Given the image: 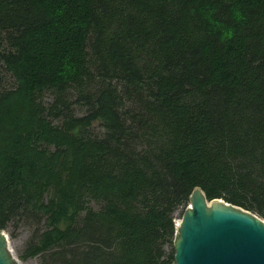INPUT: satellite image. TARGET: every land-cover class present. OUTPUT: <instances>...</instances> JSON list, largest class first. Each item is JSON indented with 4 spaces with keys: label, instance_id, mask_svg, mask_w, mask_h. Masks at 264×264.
I'll list each match as a JSON object with an SVG mask.
<instances>
[{
    "label": "trees",
    "instance_id": "trees-1",
    "mask_svg": "<svg viewBox=\"0 0 264 264\" xmlns=\"http://www.w3.org/2000/svg\"><path fill=\"white\" fill-rule=\"evenodd\" d=\"M196 187L264 219V0H0V231L36 224L21 260L175 264Z\"/></svg>",
    "mask_w": 264,
    "mask_h": 264
},
{
    "label": "water",
    "instance_id": "water-1",
    "mask_svg": "<svg viewBox=\"0 0 264 264\" xmlns=\"http://www.w3.org/2000/svg\"><path fill=\"white\" fill-rule=\"evenodd\" d=\"M175 264H264V219L196 187L176 221ZM0 264H20L0 231Z\"/></svg>",
    "mask_w": 264,
    "mask_h": 264
},
{
    "label": "rangeland",
    "instance_id": "rangeland-1",
    "mask_svg": "<svg viewBox=\"0 0 264 264\" xmlns=\"http://www.w3.org/2000/svg\"><path fill=\"white\" fill-rule=\"evenodd\" d=\"M13 80L5 73L2 75L1 79V85L4 86H11ZM47 98H49V94H46ZM94 132H99L100 128L96 124L93 128ZM91 206H96L94 203H90ZM182 215L181 209L177 210L175 212V218L176 221H179ZM36 228V224L31 222V221H21L17 224L15 223H10L5 229V232L8 234V241L9 245L12 249L13 254L15 257L18 259L20 264H44L41 256L36 255L33 257H28L26 260H21L19 258L20 253L24 250L25 245L28 241V239L31 237L32 232Z\"/></svg>",
    "mask_w": 264,
    "mask_h": 264
}]
</instances>
